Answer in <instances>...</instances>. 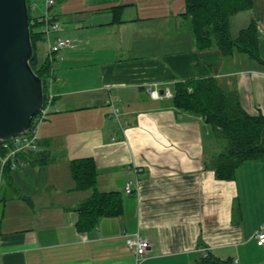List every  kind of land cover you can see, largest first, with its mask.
Listing matches in <instances>:
<instances>
[{
	"label": "crops",
	"instance_id": "crops-1",
	"mask_svg": "<svg viewBox=\"0 0 264 264\" xmlns=\"http://www.w3.org/2000/svg\"><path fill=\"white\" fill-rule=\"evenodd\" d=\"M50 11L60 24L53 39L74 45L53 67L38 151L4 172L0 264H203L208 253L264 264V161L217 179L206 167L221 146L210 127L148 91L215 78L247 114L264 116V0L230 20L233 36L255 22L258 60L199 50L184 0H55ZM80 159L93 160L97 191L123 199L120 216L82 232L77 209L93 191L76 189L70 164ZM137 233L150 244L141 261L126 244Z\"/></svg>",
	"mask_w": 264,
	"mask_h": 264
},
{
	"label": "trees",
	"instance_id": "trees-1",
	"mask_svg": "<svg viewBox=\"0 0 264 264\" xmlns=\"http://www.w3.org/2000/svg\"><path fill=\"white\" fill-rule=\"evenodd\" d=\"M182 16L191 30L197 48L201 51L218 49L223 55L244 53L259 59L258 32L255 22L240 30L236 36L230 31L231 18L250 10L253 0H184ZM28 8L30 2L27 0ZM119 19V12L115 14ZM31 40L34 56L31 66L43 80L45 99L49 92L52 65L47 60L40 63L36 54V42L43 39L40 32H33L37 18L29 13ZM172 106L177 110L201 117L210 127L214 138L221 145L212 154L207 168H211L219 180H233L236 170L248 160L264 161V116H250L241 107L235 91L224 90L215 78L187 80L174 84ZM29 157L34 153H29ZM71 174L78 190H92L93 194L78 207L79 231L94 228L102 217L120 216L123 199L119 192H99L95 189L97 171L92 159L71 162ZM11 169L10 164L5 172ZM203 264H237L234 259H221L208 253Z\"/></svg>",
	"mask_w": 264,
	"mask_h": 264
},
{
	"label": "water",
	"instance_id": "water-1",
	"mask_svg": "<svg viewBox=\"0 0 264 264\" xmlns=\"http://www.w3.org/2000/svg\"><path fill=\"white\" fill-rule=\"evenodd\" d=\"M33 56L27 0H0V142L28 131L44 106Z\"/></svg>",
	"mask_w": 264,
	"mask_h": 264
},
{
	"label": "built area",
	"instance_id": "built-area-1",
	"mask_svg": "<svg viewBox=\"0 0 264 264\" xmlns=\"http://www.w3.org/2000/svg\"><path fill=\"white\" fill-rule=\"evenodd\" d=\"M43 7L41 9L37 2H30L29 13L31 11H36L40 8V12L35 15L38 23H42L44 28L41 32L43 35V40L48 46L47 61L52 65L59 58L62 51L72 45L73 41L69 38L56 37L53 36L60 31V24L56 21L55 17L51 14V8L55 5V0H44ZM53 80V72L49 77V85ZM149 94L153 99L167 98L171 99L173 97V92L170 89H164L163 93L160 94L158 89H149ZM53 95L48 92V95L44 101V106L41 111L33 118L32 123L28 131L24 132L19 136L10 138L9 140L0 142V190L2 185V178L7 166L10 164L11 168H16L21 164L19 160L20 154L35 153L39 149V131L41 124L45 121L48 115L53 111ZM111 117L118 118L119 111L114 107L112 101ZM131 181L125 184L126 194L132 193ZM256 242L259 246H264V229L257 232ZM127 246L132 249L135 253L137 261H141L147 254L149 249V241L140 234H134L128 237L126 241ZM207 254H204L206 256Z\"/></svg>",
	"mask_w": 264,
	"mask_h": 264
},
{
	"label": "rangeland",
	"instance_id": "rangeland-1",
	"mask_svg": "<svg viewBox=\"0 0 264 264\" xmlns=\"http://www.w3.org/2000/svg\"><path fill=\"white\" fill-rule=\"evenodd\" d=\"M28 1L29 2H37L38 5H40L41 9L43 7L42 4H43V1L44 0H28ZM39 12H40V8H38L36 11H31L30 14L35 17V15H37ZM43 28H44V26H43L42 23H37V24H35L32 27V31L33 32H40L41 33L43 31ZM45 46H46V48H45ZM44 51H45V53H44ZM47 52H48V46L45 43V41L43 39L37 41L36 42V54H37V59H38V61L40 63L45 62L47 60ZM56 61L54 62L53 67H54Z\"/></svg>",
	"mask_w": 264,
	"mask_h": 264
}]
</instances>
